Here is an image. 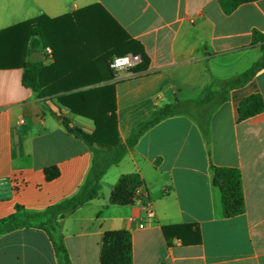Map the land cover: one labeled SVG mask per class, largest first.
<instances>
[{"label":"crops","instance_id":"1","mask_svg":"<svg viewBox=\"0 0 264 264\" xmlns=\"http://www.w3.org/2000/svg\"><path fill=\"white\" fill-rule=\"evenodd\" d=\"M41 17L47 18L41 22L44 39L36 50L30 27L9 31ZM110 18L143 46L146 69L120 71L115 80L68 93L114 85L122 142L157 110L195 100L206 88L220 89L262 55L260 46L252 45V31L264 34V0L243 4L230 15L219 0H0V220L17 206L44 211L74 196L85 182L93 155L53 113L90 134L94 122L72 115L56 96L43 100L25 87L22 66L46 57L32 63L53 68L55 53L73 48L86 54L87 64L66 66L69 59H64L52 70L55 75L85 70L106 76L102 52L85 48H94L102 32L107 42ZM254 94L264 99V69L231 90L211 114L208 139L190 114L168 117L146 131L103 177L99 197L64 222L71 264H100L103 236L113 230L132 232L134 264H264V112L238 121L241 100ZM211 164L241 171L243 214L223 216ZM49 167L60 172L51 182L44 174ZM133 173L145 181L142 198L129 206L111 205L118 179ZM146 203L155 217L147 216ZM0 264L59 263L47 232L30 228L0 236Z\"/></svg>","mask_w":264,"mask_h":264},{"label":"trees","instance_id":"2","mask_svg":"<svg viewBox=\"0 0 264 264\" xmlns=\"http://www.w3.org/2000/svg\"><path fill=\"white\" fill-rule=\"evenodd\" d=\"M259 0H219L226 15L232 14L243 4L257 2ZM47 19L41 17L21 24L9 31L21 30L30 27V37H34L31 49L39 48L42 38L41 22ZM65 18L61 19L64 20ZM112 21V36L108 34L107 42L104 41V34L98 30V42L92 48L86 46V50L98 49L102 52L108 73L104 77L93 76L87 71H72L71 75L58 77L52 70L63 64L64 59H69L66 66H82L87 63L84 60L85 53L70 48L63 55L55 53V65L47 68L43 63L27 62L23 64L25 87L32 89L38 96L46 100L48 97L56 96L57 103L67 109L72 115L92 120L95 124L94 133L90 134L73 125V121L63 114L53 113L59 118L65 129L77 139L83 141L90 149L93 160L92 166L87 174L85 182L78 192L44 211L34 212L17 206L15 213L0 220V236L19 230L37 228L47 232L53 243L59 264H71L69 254L64 243L63 226L66 219L78 209L99 197L102 190L101 181L109 169L118 165L127 155L129 149L134 147L140 137L150 128L162 120L182 114L193 115L205 137H209V118L211 114L228 99L231 90L244 86L255 75L264 69V34L259 30L252 31V45H259L261 57L240 76L224 82L220 89H204L202 95L195 100L176 101L157 110L145 123L139 125L132 136L122 142L118 135L117 105L114 85L93 87L73 93L78 89H85L98 85L101 81H112L116 79V73L111 69L110 63L113 59L128 54L141 55L142 64L137 70H145L148 58L145 55L143 46L133 40L119 24ZM103 31V30H101ZM40 38L41 40L37 39ZM59 41V40H58ZM3 60V59H1ZM8 60V59H7ZM4 61V60H3ZM63 61V62H62ZM13 66L12 62H6ZM196 108L197 114L191 110ZM208 110V113H205ZM264 112V99L260 94H254L241 100L238 108V121L242 122ZM106 147V148H101ZM212 183L221 192L223 216L226 219L234 218L245 212V196L242 185V174L238 168L218 167L211 164ZM46 180L51 182L60 176L57 167H49L44 170ZM145 186V181L140 174L133 173L122 175L109 198V203L116 206H129L136 201V192ZM164 235L169 246L170 236L168 227L163 228ZM198 233V240L200 237ZM100 264H134L133 263V238L130 230H113L105 232L102 241Z\"/></svg>","mask_w":264,"mask_h":264},{"label":"built area","instance_id":"3","mask_svg":"<svg viewBox=\"0 0 264 264\" xmlns=\"http://www.w3.org/2000/svg\"><path fill=\"white\" fill-rule=\"evenodd\" d=\"M49 54L52 53L50 49H48ZM143 62V58L141 55H133V54H128L123 57H118L112 60L110 63L111 69L116 73V79H117V74L120 71H133L137 69ZM22 123L24 121H21ZM142 198V193L141 189H138L136 192V201ZM145 210L147 212V216L149 218L155 217V213L151 207L150 203L145 204ZM140 226H144L143 223L140 224Z\"/></svg>","mask_w":264,"mask_h":264},{"label":"water","instance_id":"4","mask_svg":"<svg viewBox=\"0 0 264 264\" xmlns=\"http://www.w3.org/2000/svg\"><path fill=\"white\" fill-rule=\"evenodd\" d=\"M31 62H44L46 61V57L39 58V57H34L30 59Z\"/></svg>","mask_w":264,"mask_h":264},{"label":"rangeland","instance_id":"5","mask_svg":"<svg viewBox=\"0 0 264 264\" xmlns=\"http://www.w3.org/2000/svg\"><path fill=\"white\" fill-rule=\"evenodd\" d=\"M197 109L196 108H192V110H191V112L194 114V115H196L197 114ZM205 113L207 114L208 113V110H205ZM77 121L78 122H82V119H77ZM78 127H80V126H78Z\"/></svg>","mask_w":264,"mask_h":264}]
</instances>
